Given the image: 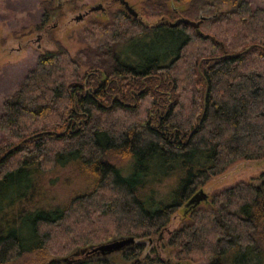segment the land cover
Listing matches in <instances>:
<instances>
[{"label":"trees","instance_id":"16d2710c","mask_svg":"<svg viewBox=\"0 0 264 264\" xmlns=\"http://www.w3.org/2000/svg\"><path fill=\"white\" fill-rule=\"evenodd\" d=\"M224 1L142 0L137 16L107 9L75 54L59 42L39 52L0 111V264L39 249L56 256L42 264H110L73 252L165 231L170 255L152 246L148 264H264V169L186 205L232 163L264 158V6L233 0L221 10ZM41 4L44 21L63 7ZM124 156L126 174L112 161ZM67 165L89 188L44 204L43 173ZM145 247L119 252L136 261Z\"/></svg>","mask_w":264,"mask_h":264},{"label":"rangeland","instance_id":"374dc122","mask_svg":"<svg viewBox=\"0 0 264 264\" xmlns=\"http://www.w3.org/2000/svg\"><path fill=\"white\" fill-rule=\"evenodd\" d=\"M41 1L0 0V111L4 99L18 88L24 80L27 70L35 64L39 52L48 48L53 49L59 42L65 45L72 54H75L84 45L82 37L84 29L89 27V21L91 19L105 20L107 9L122 6L119 0H56L63 4L61 12H54L44 21L42 18L44 8ZM128 1L136 10H140L142 0ZM251 1L254 6H264V0ZM100 2L105 6V10L88 11L91 6ZM232 2L233 0H225L218 4V8L221 10L230 9ZM200 13L208 18L212 11L210 7H206L202 8ZM80 14L82 17L76 18ZM146 20L156 21L158 17L150 16ZM39 23L42 24V28L35 29L34 26ZM112 161L120 166L124 173L130 168L131 160L127 156L117 157ZM263 169L264 158L240 159L229 165L223 172L213 175L202 188L210 193L215 188L257 175ZM80 173L73 165L44 172L42 178L47 196H45L44 204H63L74 194L88 189L90 183ZM86 176L88 177L87 174ZM167 183L176 184V181L171 178L157 185L161 192L167 189ZM166 197L167 195H165ZM182 209L179 208L175 211L168 229H174L182 221L184 217ZM161 235H163L162 239L157 238L159 234L153 236L154 241L152 242L136 238V242L144 241L146 245L136 261L123 259L119 250L107 253L105 256L110 264H148L144 257L150 252L152 246H157L160 253L164 257H168L170 255L168 233L165 231ZM262 239L264 245V237ZM66 256L69 255L63 257ZM55 257L47 250L39 249L24 253L13 264H42ZM204 262L205 260H197L193 261V264Z\"/></svg>","mask_w":264,"mask_h":264},{"label":"water","instance_id":"95a60500","mask_svg":"<svg viewBox=\"0 0 264 264\" xmlns=\"http://www.w3.org/2000/svg\"><path fill=\"white\" fill-rule=\"evenodd\" d=\"M119 1L121 2L122 5H124V7L130 13H132L135 16L138 15V11L129 3L128 0H119ZM97 9L104 10L105 6L103 5V3L100 2L96 5L91 6L88 11L97 10ZM201 16H202V18H205V16H203V15H201ZM79 17H82V14L76 16V18H79ZM178 21H184L186 23H190V24L194 25L195 27H198L200 25L201 19L196 20V19H190L187 17H181L178 19ZM38 36H40V35H38ZM207 197H208V192L204 191V189L201 187L197 191H195V193H193V195H191V197L186 201V205L198 204L199 202L206 199ZM135 241H136V238L134 236L114 237V238H111L107 241H104V242H101V243H98L95 245L78 248L77 250H75L73 252V254L84 253L85 251L97 252V253L101 252L103 254H107V253H110L112 251L119 250L126 245H130L131 243H134ZM69 257L70 256H66L64 258L69 259Z\"/></svg>","mask_w":264,"mask_h":264}]
</instances>
